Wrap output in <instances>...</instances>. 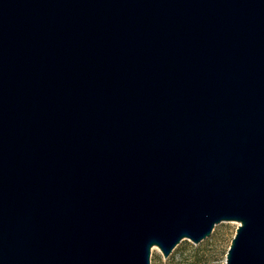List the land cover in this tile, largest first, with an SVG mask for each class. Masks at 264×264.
Returning <instances> with one entry per match:
<instances>
[{"label":"water","instance_id":"1","mask_svg":"<svg viewBox=\"0 0 264 264\" xmlns=\"http://www.w3.org/2000/svg\"><path fill=\"white\" fill-rule=\"evenodd\" d=\"M236 221L264 264V0H0V264H150Z\"/></svg>","mask_w":264,"mask_h":264},{"label":"rangeland","instance_id":"2","mask_svg":"<svg viewBox=\"0 0 264 264\" xmlns=\"http://www.w3.org/2000/svg\"><path fill=\"white\" fill-rule=\"evenodd\" d=\"M236 221H222L199 241L183 238L167 257L157 246L150 252V264H223L226 252L238 226Z\"/></svg>","mask_w":264,"mask_h":264}]
</instances>
